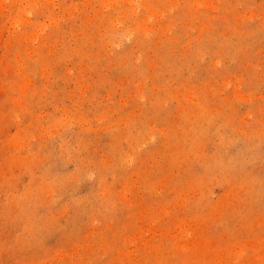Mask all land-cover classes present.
Segmentation results:
<instances>
[{"label": "rangeland", "instance_id": "obj_1", "mask_svg": "<svg viewBox=\"0 0 264 264\" xmlns=\"http://www.w3.org/2000/svg\"><path fill=\"white\" fill-rule=\"evenodd\" d=\"M0 264H264V0H0Z\"/></svg>", "mask_w": 264, "mask_h": 264}]
</instances>
